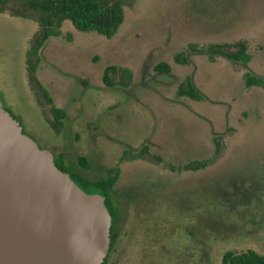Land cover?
<instances>
[{
  "label": "rangeland",
  "instance_id": "374dc122",
  "mask_svg": "<svg viewBox=\"0 0 264 264\" xmlns=\"http://www.w3.org/2000/svg\"><path fill=\"white\" fill-rule=\"evenodd\" d=\"M37 28L0 14V98L25 133L80 178L104 180L118 170L114 184L97 191L106 192L117 222L106 264H221L228 251L264 255V87L244 80L247 72L264 79V0H138L109 39L65 21L40 50L37 69L65 112L57 133L27 81L26 51ZM240 40L247 65L203 53ZM180 53L187 65L175 62ZM160 63L170 71H156ZM108 66L131 72L126 87L102 83ZM187 77L202 101L176 94ZM215 136L224 140L222 156L186 170L212 158Z\"/></svg>",
  "mask_w": 264,
  "mask_h": 264
},
{
  "label": "water",
  "instance_id": "95a60500",
  "mask_svg": "<svg viewBox=\"0 0 264 264\" xmlns=\"http://www.w3.org/2000/svg\"><path fill=\"white\" fill-rule=\"evenodd\" d=\"M112 217L23 132L0 98V264H103Z\"/></svg>",
  "mask_w": 264,
  "mask_h": 264
},
{
  "label": "trees",
  "instance_id": "16d2710c",
  "mask_svg": "<svg viewBox=\"0 0 264 264\" xmlns=\"http://www.w3.org/2000/svg\"><path fill=\"white\" fill-rule=\"evenodd\" d=\"M138 0H0V14H8L12 17L31 20L38 24L37 31L28 42L25 57V70L29 89L40 107L43 117L53 132H59L62 127V120L65 117L63 109L54 105L53 99L47 89L37 77V69L40 63L39 52L46 41L59 34L60 28L65 21H69L78 31H93L109 39L119 30L124 21L127 9L133 8ZM192 51H195L191 46ZM247 42L244 40L236 43L211 44L203 53L213 60L215 56L226 58L232 62L247 65L250 62V55L247 52ZM176 63L187 65L189 60L182 53L174 56ZM156 71L169 72L171 67L166 63H160L155 67ZM131 79V72L125 68L108 66L104 69L102 83L109 88L117 85L126 87ZM247 87H264V79L254 76L249 72L244 74ZM176 94L179 97H187L194 101H202L203 95L196 89L191 78L183 80ZM214 154L212 158L204 161H193L185 166L186 170L197 171L204 169L216 162L223 154L225 147L224 140L215 136ZM146 154V148L139 154L142 158ZM158 161L160 159L157 157ZM81 164L86 165V160L80 157ZM55 165L69 176L73 172L63 165L61 159H54ZM118 170L114 169L111 176L104 180H85L84 187L89 189L87 193H98V190L107 191L117 179ZM77 177V176H75ZM72 179V178H71ZM73 180V179H72ZM81 188V187H80ZM82 189V188H81ZM86 192V191H85ZM100 194V193H98ZM101 195L105 197V206L115 222L116 214L106 197V192ZM107 198V199H106ZM103 262V264H105ZM221 264H264V255L253 250L244 252L228 251L224 253Z\"/></svg>",
  "mask_w": 264,
  "mask_h": 264
},
{
  "label": "flooded vegetation",
  "instance_id": "af4514ba",
  "mask_svg": "<svg viewBox=\"0 0 264 264\" xmlns=\"http://www.w3.org/2000/svg\"><path fill=\"white\" fill-rule=\"evenodd\" d=\"M16 120H17V119H16ZM20 125H21V122H20ZM21 126H22V125H21ZM22 130H23V132L25 133V130L23 129V126H22ZM54 159H55V157H54ZM73 174H74V177H73V175H70V177L73 179V181H74V182L80 187V185L77 183V180H78V181L81 183L82 187H84L85 179L80 178L79 175H77V174L74 173V172H73ZM75 176H77V177H75ZM82 187H81V188H82ZM82 189H85V187L82 188ZM84 191H85V190H84ZM106 199H107V198H106ZM116 226H117V222H111L110 247H109V252H108L107 257L105 258V260H106V259L108 260L110 254H111V252H112V250H113V245H114V242H115V240H116ZM105 260H104V262H105ZM106 263H107V261H106ZM106 263H105V264H106Z\"/></svg>",
  "mask_w": 264,
  "mask_h": 264
}]
</instances>
